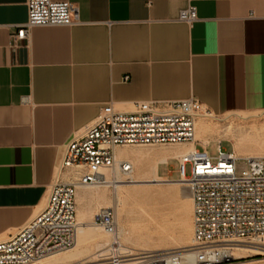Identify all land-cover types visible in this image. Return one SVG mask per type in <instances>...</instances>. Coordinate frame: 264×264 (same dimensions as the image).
<instances>
[{
    "label": "crops",
    "instance_id": "1",
    "mask_svg": "<svg viewBox=\"0 0 264 264\" xmlns=\"http://www.w3.org/2000/svg\"><path fill=\"white\" fill-rule=\"evenodd\" d=\"M54 1L78 20L18 38L27 0H0V239L43 207L67 142L107 103L264 112V0ZM188 6L198 18L179 20Z\"/></svg>",
    "mask_w": 264,
    "mask_h": 264
},
{
    "label": "built area",
    "instance_id": "2",
    "mask_svg": "<svg viewBox=\"0 0 264 264\" xmlns=\"http://www.w3.org/2000/svg\"><path fill=\"white\" fill-rule=\"evenodd\" d=\"M198 18L194 6L179 20ZM78 20L70 1L27 0V20L16 36L26 38L41 25H71ZM214 112L195 97L164 102L137 101L129 107L105 104L93 121L67 142L43 207L17 231L0 239V264H28L72 248L82 223L77 219L80 186H111L133 172L132 163L118 156L125 145L194 143L177 157L180 179L193 201V243L168 250L139 249L122 242L117 212L102 207L92 217L110 239L96 257L73 264H249L264 257V157H237L221 143L211 156L196 136V122ZM257 246L258 253L235 258L232 249Z\"/></svg>",
    "mask_w": 264,
    "mask_h": 264
},
{
    "label": "bare ground",
    "instance_id": "3",
    "mask_svg": "<svg viewBox=\"0 0 264 264\" xmlns=\"http://www.w3.org/2000/svg\"><path fill=\"white\" fill-rule=\"evenodd\" d=\"M198 120L196 122L195 138L196 140L201 141L204 145H207L209 139H214L220 136L219 135L221 134L220 132H224L227 130L229 131V129L231 130L229 126L218 128L216 126L210 125L205 120H199V121ZM244 137H241L240 132L235 135L236 140L233 145L234 154L237 157H245V156L252 157L254 155L251 154V152L249 153V151L257 150L258 152L259 151L258 149H261V146L264 144V138L260 141L259 140L255 141L253 140V138L249 139ZM142 145H151V146L147 148L145 151L136 150L138 151L136 155V163L138 166L139 173L137 175H133L134 172H132L127 177H118L116 179V182L111 185L112 187H115L111 195H109L105 190L86 189V187H91V186H80L77 188V194H76L77 219L79 220L80 223H82V226L79 230V237L77 243L72 248H70L72 250L70 251V249H67L64 251L56 252L48 256H45L38 261H33L28 264H73L75 263L73 261L78 259L80 256H82L83 259L89 257H93L94 259L98 251H100L107 243H109L110 239L103 236L102 229L98 225L94 223L92 224L91 222L88 223L87 218L89 216H92L91 213L93 212V210L98 208L100 209L102 207H110L112 205L115 206L116 208L121 207L125 219L128 220L130 224L128 230L134 234L136 233L140 234L139 240L142 241L143 245L146 244L148 245L150 243L154 244V248H139V249L168 250V249L185 247L182 246V244H186L188 242L190 243L187 244L186 246H189L193 243V232L191 226L190 228H188V231L181 233L178 236L174 235L171 237L170 234L168 236V234L166 235L164 233V231L167 232L166 228L165 230H163L164 228L162 229V225L158 221H154V222L146 221V218L149 216L148 211L142 205L137 206L138 204L134 203V201L138 197H141L142 194H145L146 198H148L149 197L148 193L152 190V189L150 190V188H145V187L138 188L137 186L135 187V185H140V184L148 185L153 183L154 181H168L172 184L182 182L187 184L185 179L169 180L167 177L160 176L158 173V169L160 163H166L170 157H175V158L180 157L183 153H186L187 151L194 149L195 144L173 143V144H142ZM156 145H161V146L158 147ZM119 147L116 148L117 154L120 157H124L127 158V160H129V157L125 152V150ZM133 150L134 149H132L131 151ZM247 151H248L247 155H241V152L246 153ZM131 163L133 162L131 161ZM133 171H134V167H133ZM122 179H127V180H122ZM130 186L133 187L130 188ZM146 200H149V198ZM128 201H131L133 205L132 207L127 209L126 204ZM192 205H193V201H192ZM192 224H193V214H192ZM119 236H120V232H119ZM262 243L264 244V242ZM172 244L173 245L181 244V246L179 245L177 247H171L170 245ZM257 250H259L257 249V246H238L232 249V253L235 258H242V257H249L251 255L258 253ZM83 259L80 261L92 260L90 258L88 260H83ZM248 260H249V264L264 263V257L253 258ZM80 261H76V262H80Z\"/></svg>",
    "mask_w": 264,
    "mask_h": 264
},
{
    "label": "rangeland",
    "instance_id": "4",
    "mask_svg": "<svg viewBox=\"0 0 264 264\" xmlns=\"http://www.w3.org/2000/svg\"><path fill=\"white\" fill-rule=\"evenodd\" d=\"M199 120H205L210 125L216 126L218 128H222L226 126H229V128H231V130L229 129V131L227 130L224 132H220L221 134H219L220 136H218L217 138L209 139L207 145H204L201 141L197 140L200 143L197 145V147L202 148L201 145L207 146L208 153L211 156L216 155L217 153L216 147L219 143H221L222 146L226 150L234 151L233 145L236 140L235 135L239 132H240L241 137L246 136L244 138H249V139L253 138V140L255 141L256 140L260 141L264 138V112H253V111L233 112V113H225L221 115H217L214 113V115L211 117H202V118H199ZM226 134H228L229 137ZM223 135H226V136H223ZM150 146L151 145L140 144V145H125V146L119 147L125 150V152L127 153L129 157V161L131 159V161L133 162L132 164H135L133 165L134 167L133 175H137L139 173L138 166L136 163V155L138 151L136 150L145 151ZM156 146L159 147L161 145H156ZM132 149L134 150L131 151ZM258 150H259L258 152L257 150H255V151H249V153L251 152V154H253L254 156L264 157V144L261 146V149H258ZM247 153L248 151L246 153L241 152V155H247ZM121 158L127 159L124 157H121ZM178 167H179V162L177 158L170 157L166 163L159 164V175L162 177H167L169 180H178L180 179L179 173H178ZM149 177H152V176H149ZM122 180H127V179H122ZM136 186L138 188L145 187V188H150V190L152 189L148 193L149 200H146L148 198H146L145 194H142L141 197L137 198L138 200L136 199L134 201V203L138 204L137 206L142 205L148 211L149 216L146 218L147 222L158 221L162 225V229L164 228L163 230H165L166 228L167 232L164 231V233L166 235L168 234V236L170 234L171 237L174 235L178 236L179 234L188 231V228H190V226L193 232V224H192L193 205H192L191 192H190V188L188 184H185L182 182L172 184L168 181H154L153 183L148 184V185L140 184V185H135V187ZM131 187L133 186H130V188ZM86 189L87 190H97V189L105 190L107 191L109 195H111L115 187L108 186V185L106 186L104 184V185L86 187ZM132 205L133 203L131 201H128L126 204V208L127 209L130 208L132 207ZM113 207L116 209V212H117V221H118V229H119L118 232H120V238L122 242H124L127 245L136 247V248H154L153 243H150L148 245L147 244L143 245L142 241L139 240L140 234L138 233L134 234L128 230L130 224H129V221L125 219V216L123 214V211L121 210V207H117V208L115 206ZM98 209L93 210L92 213L94 214ZM92 213L91 215L93 216ZM92 216H89L87 218L88 223L91 222L93 224ZM120 230H123L124 232ZM102 232H103V236L108 238V235H106V233L103 230ZM189 243L190 242L186 244H182V246H186ZM174 245L172 244L170 246L171 247H177L179 245L181 246V244H176L175 246ZM71 250L72 249H70V251ZM89 258L93 259V257H89ZM89 258L83 259L82 256H80L78 259L74 260L73 262L80 261L82 259L88 260Z\"/></svg>",
    "mask_w": 264,
    "mask_h": 264
}]
</instances>
